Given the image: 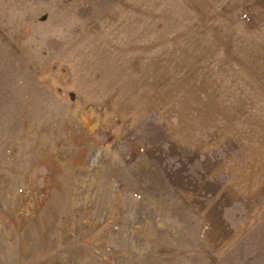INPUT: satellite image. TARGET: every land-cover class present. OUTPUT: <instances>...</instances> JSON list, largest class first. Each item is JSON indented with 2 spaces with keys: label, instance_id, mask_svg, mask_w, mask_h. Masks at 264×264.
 Instances as JSON below:
<instances>
[{
  "label": "rangeland",
  "instance_id": "obj_1",
  "mask_svg": "<svg viewBox=\"0 0 264 264\" xmlns=\"http://www.w3.org/2000/svg\"><path fill=\"white\" fill-rule=\"evenodd\" d=\"M0 264H264V0H0Z\"/></svg>",
  "mask_w": 264,
  "mask_h": 264
}]
</instances>
